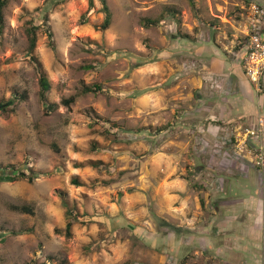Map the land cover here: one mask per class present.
I'll return each instance as SVG.
<instances>
[{
	"label": "rangeland",
	"instance_id": "obj_1",
	"mask_svg": "<svg viewBox=\"0 0 264 264\" xmlns=\"http://www.w3.org/2000/svg\"><path fill=\"white\" fill-rule=\"evenodd\" d=\"M105 3L102 30L100 0L3 7L0 104L23 98L0 113V167L40 175L0 182V264H264V73L249 82L232 54L247 5ZM44 11L47 113L24 34Z\"/></svg>",
	"mask_w": 264,
	"mask_h": 264
},
{
	"label": "trees",
	"instance_id": "obj_2",
	"mask_svg": "<svg viewBox=\"0 0 264 264\" xmlns=\"http://www.w3.org/2000/svg\"><path fill=\"white\" fill-rule=\"evenodd\" d=\"M250 0H243V2L247 5ZM7 3V0H0V38H1V32L3 28V7ZM88 5H91V1H88ZM100 11L102 12V20L101 23L99 24L98 28L99 29H105L109 23H110V12L108 10V7L105 3V0H100ZM167 12L169 13H174L173 10H169L168 8L166 9ZM163 18V14L159 13L156 17L154 18H148V17H143L140 19V25L143 27H148V26H155L157 25ZM39 22L40 24H38ZM47 14L46 12H41L40 17L34 20H31L24 28V34L26 37V48H25V53L29 56L30 60L33 63L35 73L37 75V85H38V97L42 103L43 107V112L47 113L49 111H52L55 107V103H47L46 102V93L49 89V83L46 79V76L43 72V70L40 67V64L38 61L35 59V57L32 56V50L35 45V31L37 28H41V31L46 35L47 38V43L50 48H53V41L51 38V31L49 30V27L47 26ZM237 61H239V58H236ZM99 89V85L94 84L92 86H85L82 88L81 92L86 93V92H92L95 93ZM13 99L8 100L5 103L0 105V113L3 116H6L9 111H12L14 108L15 104L22 100L23 95L22 94H13ZM73 97L69 96L67 98L61 99L60 104L63 106H68L70 102H72ZM38 175H40V172L32 171L29 170L27 174H25L23 171L14 169L12 166H3L0 167V182H8V181H13L17 179H25L27 182H31L34 178H36ZM71 183L74 185H79L77 180L72 179ZM62 204L65 205V202L62 201ZM10 209L19 211V212H26V213H31V209L27 206L20 205H9ZM65 216L71 220L76 221L77 213L74 212L72 213L69 209H65L64 212ZM71 225V221H67L64 228H63V234L68 236L69 235V227ZM56 232H62L61 230H57Z\"/></svg>",
	"mask_w": 264,
	"mask_h": 264
},
{
	"label": "built area",
	"instance_id": "obj_3",
	"mask_svg": "<svg viewBox=\"0 0 264 264\" xmlns=\"http://www.w3.org/2000/svg\"><path fill=\"white\" fill-rule=\"evenodd\" d=\"M246 16L239 27L237 51L243 74L251 83H257L264 73V0H250Z\"/></svg>",
	"mask_w": 264,
	"mask_h": 264
},
{
	"label": "crops",
	"instance_id": "obj_4",
	"mask_svg": "<svg viewBox=\"0 0 264 264\" xmlns=\"http://www.w3.org/2000/svg\"><path fill=\"white\" fill-rule=\"evenodd\" d=\"M237 62H239V61H237ZM234 65V64H233ZM234 69H235V65H234ZM262 76V75H261ZM260 79H261V77H260ZM262 80H264V78H262ZM240 81V80H239ZM241 82V81H240ZM248 82L246 81V80H242V86H243V88H244V90H245V92H247V90H248ZM246 104V103H245ZM262 105V106H264V98H262V100L259 102V105ZM247 105V104H246ZM244 108H246V106L244 105ZM258 111H260L261 113H264V112H262V110H258ZM256 226V225H255Z\"/></svg>",
	"mask_w": 264,
	"mask_h": 264
},
{
	"label": "flooded vegetation",
	"instance_id": "obj_5",
	"mask_svg": "<svg viewBox=\"0 0 264 264\" xmlns=\"http://www.w3.org/2000/svg\"><path fill=\"white\" fill-rule=\"evenodd\" d=\"M261 264H263V263L261 262Z\"/></svg>",
	"mask_w": 264,
	"mask_h": 264
},
{
	"label": "water",
	"instance_id": "obj_6",
	"mask_svg": "<svg viewBox=\"0 0 264 264\" xmlns=\"http://www.w3.org/2000/svg\"><path fill=\"white\" fill-rule=\"evenodd\" d=\"M1 105V104H0Z\"/></svg>",
	"mask_w": 264,
	"mask_h": 264
}]
</instances>
